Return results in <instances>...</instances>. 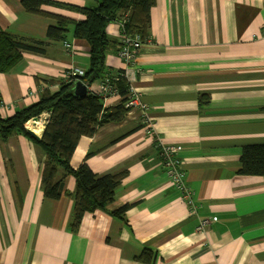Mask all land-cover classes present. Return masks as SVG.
<instances>
[{
    "label": "crops",
    "instance_id": "1",
    "mask_svg": "<svg viewBox=\"0 0 264 264\" xmlns=\"http://www.w3.org/2000/svg\"><path fill=\"white\" fill-rule=\"evenodd\" d=\"M41 9L45 13H30L22 0H0L3 29L47 42L44 53L26 51L10 71L0 72V118L36 102L45 88L58 91L68 69L90 66V45L72 27L64 41L47 38L55 16L77 21L86 15L52 3ZM122 27L118 20L107 26L116 41L106 52L113 69L123 68ZM142 42L136 62L142 73L133 85L150 106L156 132H147L141 110L133 107L122 120L80 137L73 167L86 159L100 175H126L114 201L86 213L76 232L68 194L75 178L66 177L59 199L46 198L42 148L21 133L0 137V264H264V175L239 173L245 147L264 143V0H156L150 36ZM203 94L210 96L205 106ZM121 99L110 95L105 106ZM49 117L43 112L28 122ZM159 138L182 145L198 215L188 213L161 165ZM125 204L128 223L113 214ZM201 217L217 220L198 232ZM146 248L150 260L142 258Z\"/></svg>",
    "mask_w": 264,
    "mask_h": 264
},
{
    "label": "trees",
    "instance_id": "2",
    "mask_svg": "<svg viewBox=\"0 0 264 264\" xmlns=\"http://www.w3.org/2000/svg\"><path fill=\"white\" fill-rule=\"evenodd\" d=\"M44 3L67 6L86 15L85 19L77 21L61 15L55 16V24L47 28V38L64 41L72 27L73 35L87 40L90 45V66L81 76L65 81L59 79L58 91L52 92L45 88L36 102L18 109L12 116L0 118V137L6 140L11 134L21 133L29 136L42 148L45 159L41 187L46 198L59 199L64 192L66 177L71 175L75 178L76 189L68 194L74 199L71 229L76 232L86 213L106 209L114 201L116 189L126 175V171L100 175L91 169L86 159L78 167L71 164L81 136L93 135L106 122L122 120L129 111L125 103L130 85L123 75L124 70L106 65V52L116 44V41L109 38L107 26L113 20H118L123 25L122 33H138L143 39L149 38L151 9L156 0H99L96 6L84 7L52 0H22L24 8L30 13H45L41 9ZM46 44L43 40L17 36L0 26V72L10 71L23 59L26 51L44 53ZM97 80H109L118 86L122 95L118 105L106 107L103 95L97 90L95 92L90 89L82 95L75 93L74 87L78 82L92 86ZM209 100V94H203L200 98L201 105L205 106ZM43 112H49L50 117L42 137L35 139L25 125ZM239 173L264 175V143L245 147ZM129 207V204H125L113 211V214L128 223L126 212ZM147 250L150 249L146 248L142 258L150 260Z\"/></svg>",
    "mask_w": 264,
    "mask_h": 264
},
{
    "label": "built area",
    "instance_id": "3",
    "mask_svg": "<svg viewBox=\"0 0 264 264\" xmlns=\"http://www.w3.org/2000/svg\"><path fill=\"white\" fill-rule=\"evenodd\" d=\"M142 38L139 35H128L125 34L121 38V46L118 51V56L122 59L123 62V75L127 79L130 85L129 96L126 101V106L131 109L133 107L139 108L141 110L142 120L145 121L146 130L149 134H154L156 132V122L153 121L150 116V106L147 102L142 100L141 91L133 85L136 82L138 75L142 73L141 68L137 66V57L142 46ZM85 71L70 68L63 75V78L70 79L71 77L81 76ZM96 92V87L93 88ZM101 95H103L104 100L108 96H121L119 88L116 84H112L109 80H105L101 83L100 87L97 89ZM44 125L47 123V120L44 119L42 122ZM157 146H159V159L161 165L165 169L166 174L168 175L170 181L173 185L179 189L182 193L184 200L189 201L190 203L194 202V190L187 183V172L183 165V160L180 156V151L182 150V145L173 142H166L162 139L157 140ZM217 217H205L200 218L199 223L196 227L198 232L206 231L213 221H216Z\"/></svg>",
    "mask_w": 264,
    "mask_h": 264
},
{
    "label": "water",
    "instance_id": "4",
    "mask_svg": "<svg viewBox=\"0 0 264 264\" xmlns=\"http://www.w3.org/2000/svg\"><path fill=\"white\" fill-rule=\"evenodd\" d=\"M74 91L77 95H82L85 94L88 91V87L86 85V83L84 82H78L75 87H74ZM30 135H32V137H34L35 139H40L41 137L33 132L32 130H29Z\"/></svg>",
    "mask_w": 264,
    "mask_h": 264
},
{
    "label": "rangeland",
    "instance_id": "5",
    "mask_svg": "<svg viewBox=\"0 0 264 264\" xmlns=\"http://www.w3.org/2000/svg\"><path fill=\"white\" fill-rule=\"evenodd\" d=\"M87 87H88V90L95 88L94 86H89V85H87ZM185 202H186V205H187V209H188V213L189 214H191V215H198L199 214L200 205H198V203L196 201H194L193 203H190L189 201L185 200ZM201 218H205V217H201ZM213 222H215V221H213Z\"/></svg>",
    "mask_w": 264,
    "mask_h": 264
},
{
    "label": "bare ground",
    "instance_id": "6",
    "mask_svg": "<svg viewBox=\"0 0 264 264\" xmlns=\"http://www.w3.org/2000/svg\"><path fill=\"white\" fill-rule=\"evenodd\" d=\"M27 125L37 134L41 133L44 129V124L42 121H30L27 123Z\"/></svg>",
    "mask_w": 264,
    "mask_h": 264
}]
</instances>
